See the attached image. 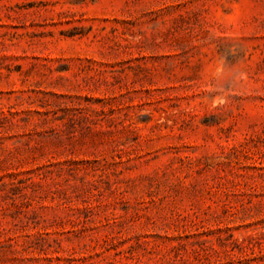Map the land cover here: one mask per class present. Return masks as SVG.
I'll use <instances>...</instances> for the list:
<instances>
[{"label": "rangeland", "instance_id": "1", "mask_svg": "<svg viewBox=\"0 0 264 264\" xmlns=\"http://www.w3.org/2000/svg\"><path fill=\"white\" fill-rule=\"evenodd\" d=\"M0 264H264V0H0Z\"/></svg>", "mask_w": 264, "mask_h": 264}]
</instances>
